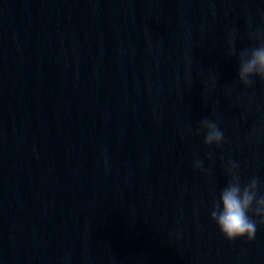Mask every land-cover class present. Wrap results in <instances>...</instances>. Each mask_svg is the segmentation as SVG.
<instances>
[{
  "label": "water",
  "instance_id": "1",
  "mask_svg": "<svg viewBox=\"0 0 264 264\" xmlns=\"http://www.w3.org/2000/svg\"><path fill=\"white\" fill-rule=\"evenodd\" d=\"M262 17L264 0H0V264H264V226L226 241L209 219L229 160L264 194V82L226 54Z\"/></svg>",
  "mask_w": 264,
  "mask_h": 264
},
{
  "label": "clouds",
  "instance_id": "2",
  "mask_svg": "<svg viewBox=\"0 0 264 264\" xmlns=\"http://www.w3.org/2000/svg\"><path fill=\"white\" fill-rule=\"evenodd\" d=\"M248 35L254 46L243 48L239 52L235 46V34L230 32L227 37L226 54L236 57L237 79L244 87L253 84V77L264 82V27L250 31ZM200 132L204 133L203 144L206 147L219 146L224 140V134L214 120H201L196 134ZM192 167L194 171H206L198 158L193 161ZM238 169V162H227L226 175L229 179L220 190L218 198L213 201L209 219L226 241L238 238L251 241L257 227L264 226V194L261 193V184L257 177L253 176L247 182H242Z\"/></svg>",
  "mask_w": 264,
  "mask_h": 264
}]
</instances>
